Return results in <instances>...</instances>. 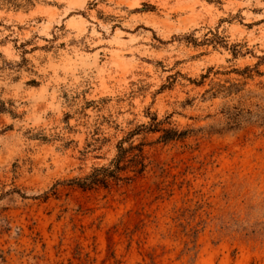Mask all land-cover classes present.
<instances>
[{
  "label": "rangeland",
  "instance_id": "1",
  "mask_svg": "<svg viewBox=\"0 0 264 264\" xmlns=\"http://www.w3.org/2000/svg\"><path fill=\"white\" fill-rule=\"evenodd\" d=\"M0 264H264V0H0Z\"/></svg>",
  "mask_w": 264,
  "mask_h": 264
},
{
  "label": "trees",
  "instance_id": "2",
  "mask_svg": "<svg viewBox=\"0 0 264 264\" xmlns=\"http://www.w3.org/2000/svg\"><path fill=\"white\" fill-rule=\"evenodd\" d=\"M155 115L151 116V123L147 126L141 125L143 128L156 131L160 130L159 123L155 121ZM163 134L161 135L162 140H170L173 138L180 137L183 132L176 129L162 128ZM142 144L131 145V149H136L137 152L133 153L131 157L126 158L127 149L118 145V152L116 157L112 160L108 166L95 167L93 170L82 178L71 179L73 183L77 184L82 188H92L95 186H107L110 180H120L123 177L120 175V171L128 167V165L134 164L137 168L134 172L139 173L143 170L144 164L142 158ZM129 178V177H126Z\"/></svg>",
  "mask_w": 264,
  "mask_h": 264
}]
</instances>
